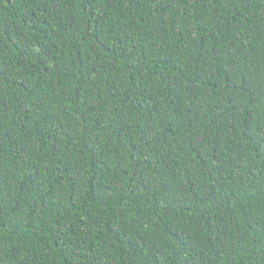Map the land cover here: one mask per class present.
Wrapping results in <instances>:
<instances>
[{"label":"trees","instance_id":"obj_1","mask_svg":"<svg viewBox=\"0 0 264 264\" xmlns=\"http://www.w3.org/2000/svg\"><path fill=\"white\" fill-rule=\"evenodd\" d=\"M0 264H264V0H0Z\"/></svg>","mask_w":264,"mask_h":264}]
</instances>
